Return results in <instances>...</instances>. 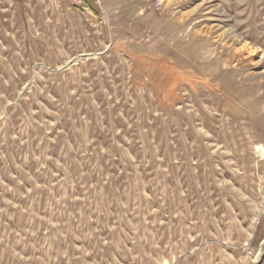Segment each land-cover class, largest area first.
<instances>
[{
	"label": "rangeland",
	"instance_id": "1",
	"mask_svg": "<svg viewBox=\"0 0 264 264\" xmlns=\"http://www.w3.org/2000/svg\"><path fill=\"white\" fill-rule=\"evenodd\" d=\"M0 264H264V0H0Z\"/></svg>",
	"mask_w": 264,
	"mask_h": 264
}]
</instances>
